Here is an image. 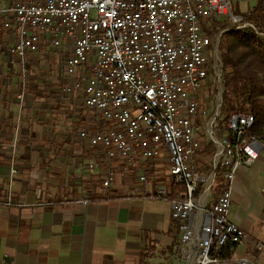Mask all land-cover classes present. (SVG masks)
<instances>
[{
	"label": "built area",
	"instance_id": "1",
	"mask_svg": "<svg viewBox=\"0 0 264 264\" xmlns=\"http://www.w3.org/2000/svg\"><path fill=\"white\" fill-rule=\"evenodd\" d=\"M238 2L22 0L0 8L2 28L14 39L9 53L22 67L31 55L65 58L68 83L61 93L80 100L100 125L96 131L85 126L77 131L81 143L96 154L86 169L101 175L98 191L106 194L127 175L151 187L148 196L169 203L180 233L174 246L176 264H218L228 244L248 242L247 233L230 221L232 184L240 168L259 159L264 140L251 137L253 115L231 113L224 135L216 132L215 119L207 124L206 112L199 107L209 75L215 76L222 95L220 33L212 36L207 28L220 18L245 28L233 15ZM19 88L15 99L22 113L26 87L22 83ZM202 120L215 148V164L207 175L196 161ZM18 146V137H13L3 147L14 154ZM164 154L168 175L165 182L156 183L147 168ZM10 173L17 174L15 169ZM176 187L179 195L173 198ZM262 246L254 244L256 250Z\"/></svg>",
	"mask_w": 264,
	"mask_h": 264
},
{
	"label": "crops",
	"instance_id": "2",
	"mask_svg": "<svg viewBox=\"0 0 264 264\" xmlns=\"http://www.w3.org/2000/svg\"><path fill=\"white\" fill-rule=\"evenodd\" d=\"M240 2L246 1L239 0L237 9ZM2 59L4 71L19 70L26 109L21 113L15 96L3 94L6 83L0 79V264H176L180 233L169 203L148 196L151 187L127 175L102 194L96 185L101 175L87 171L96 154L77 131L84 126L96 131L100 125L80 100L61 93L68 83L65 58L31 55L23 67L12 56ZM17 130L20 147L11 154L3 146L12 143ZM161 161L149 164L148 176L163 173ZM84 199L87 205L79 203ZM229 217L248 242L218 264L244 259L264 264V152L236 172Z\"/></svg>",
	"mask_w": 264,
	"mask_h": 264
},
{
	"label": "trees",
	"instance_id": "3",
	"mask_svg": "<svg viewBox=\"0 0 264 264\" xmlns=\"http://www.w3.org/2000/svg\"><path fill=\"white\" fill-rule=\"evenodd\" d=\"M250 1L252 5L246 12L241 13L236 8L233 13L240 18L241 23L250 27H232L230 20L220 18L210 21L207 32L222 33L218 52L222 65V105L219 118H223L220 122L217 120L219 128L233 112L251 114L255 118L251 135L264 140V0ZM206 169L210 171L209 167ZM219 174L218 166L216 181ZM174 195H179L176 190ZM236 248L228 244L220 252L219 259L229 261Z\"/></svg>",
	"mask_w": 264,
	"mask_h": 264
},
{
	"label": "rangeland",
	"instance_id": "4",
	"mask_svg": "<svg viewBox=\"0 0 264 264\" xmlns=\"http://www.w3.org/2000/svg\"><path fill=\"white\" fill-rule=\"evenodd\" d=\"M17 1H22V0H0V8L3 9L6 6L12 4L13 2H17ZM246 2H240L238 4V10L241 13H244L245 11H247V7H250L252 5V1L250 0H244ZM236 9V8H235ZM243 24V23H242ZM232 27H234L232 25ZM215 33H212L211 35L213 36ZM220 40V37H219ZM218 40V42H219ZM14 43V39L11 36H8L7 32L4 31V29L2 28V24H1V20H0V63L2 62V58H6V57H11L10 53H9V48L10 46ZM3 64H0V79L1 81H4L5 86L2 88V91L4 90V95L7 97V93L9 95V99H11V97H16L18 90L20 89L18 83L20 81L19 78V70H17V68H13L12 72H8V71H4L2 69ZM6 70H8V68H4ZM40 74V77H43V72H39L37 73V75ZM36 75V77H37ZM32 84H37L38 81L37 79L32 78L31 80ZM33 86V85H30ZM29 86V87H30ZM33 88V87H31ZM220 98L221 95L219 94V88H218V82L217 80H215V76L213 75H209L208 79L205 82V85L203 86V88L200 91V109L201 110H205L206 112V118L208 122L207 124H210L212 122V119L214 120V128L216 125V132L218 133V131L221 134L227 135L226 130H225V124L227 122V120L224 122L225 124H223V126H221L219 128L217 120L219 119V122L222 120L223 116L221 118L220 117V113L219 115H215L217 114V108L220 102ZM6 99V98H5ZM23 109L25 111V102L23 104ZM18 125H19V119H17ZM205 121L202 120V122H199V137L202 138V143H201V147H200V151L198 152L197 155V166L199 168V171L203 174V175H207L210 173V171H208L206 169V167H209V169L215 164V148L213 147V145L210 143L209 138L207 137L206 134V129H207V124ZM264 126V124H263ZM213 128V129H214ZM264 130V128H263ZM14 131V130H13ZM13 134L14 137H20V131H16L15 133H11ZM20 147V145L18 146V148ZM209 150V151H208ZM161 173L158 172L156 175L157 176H150L149 174V179L151 181H155L157 182H165L167 175H168V161H167V155L164 154L163 157L161 158ZM151 163V162H150ZM203 165H205L206 167H203ZM258 264V263H256Z\"/></svg>",
	"mask_w": 264,
	"mask_h": 264
},
{
	"label": "water",
	"instance_id": "5",
	"mask_svg": "<svg viewBox=\"0 0 264 264\" xmlns=\"http://www.w3.org/2000/svg\"><path fill=\"white\" fill-rule=\"evenodd\" d=\"M245 27H250L248 24H245ZM222 33L219 34V37H221ZM221 105H222V95H221V98H220V102H219V105H218V108H217V115H219L220 113V109H221Z\"/></svg>",
	"mask_w": 264,
	"mask_h": 264
},
{
	"label": "bare ground",
	"instance_id": "6",
	"mask_svg": "<svg viewBox=\"0 0 264 264\" xmlns=\"http://www.w3.org/2000/svg\"><path fill=\"white\" fill-rule=\"evenodd\" d=\"M254 124H255V118L252 117V120H251V127H254ZM251 137H255L253 135H251ZM256 138V137H255Z\"/></svg>",
	"mask_w": 264,
	"mask_h": 264
}]
</instances>
